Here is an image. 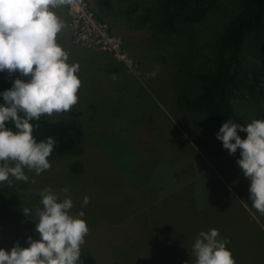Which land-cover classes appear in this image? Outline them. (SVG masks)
Wrapping results in <instances>:
<instances>
[{"label": "rangeland", "instance_id": "1", "mask_svg": "<svg viewBox=\"0 0 264 264\" xmlns=\"http://www.w3.org/2000/svg\"><path fill=\"white\" fill-rule=\"evenodd\" d=\"M129 1L109 0L106 8L99 0H73L54 10L65 25L57 42L68 52V63L79 65L81 87L70 111L42 118L45 126L76 120L83 129V152L50 162L40 175L25 168L27 182L10 176L11 186L0 183V248L28 247L29 236L39 239L36 209L42 208L39 194L45 188L58 194L69 189L70 214L82 212L90 229L81 251L97 264H195L193 245L185 243L194 244L197 231L218 226V217L241 225L237 241L250 243L256 227L245 228L250 220L236 200L250 211L245 204L250 181L237 164L240 150L230 155L208 120L180 109L175 100L180 89H198L193 74L214 68L223 29L242 6L221 0L200 22L180 23V35H166L153 28L160 20L157 0H135L139 10L127 18L123 11ZM146 7L153 10L149 21L135 23L134 16ZM254 59L264 70V62ZM3 78L8 84L27 79L7 71ZM231 104L246 126L264 110V103L244 89L236 90ZM198 154L209 159L230 193L213 180ZM73 163L81 165L79 173L71 172ZM174 180L176 189L194 181L195 193L186 188L174 193ZM191 195L196 209L205 206V216L193 214L187 203ZM85 197L89 203L82 206ZM183 206L188 218H176Z\"/></svg>", "mask_w": 264, "mask_h": 264}, {"label": "clouds", "instance_id": "2", "mask_svg": "<svg viewBox=\"0 0 264 264\" xmlns=\"http://www.w3.org/2000/svg\"><path fill=\"white\" fill-rule=\"evenodd\" d=\"M73 0H0V72H19L27 79L17 78L12 87L2 93L0 104V183L10 176L27 182L24 169L37 175L49 170L55 140L37 142L30 121L70 111L78 103L81 80L78 64H69V54L57 42L64 23L54 11ZM155 72L147 74L155 76ZM12 123L16 131L6 127ZM38 127V125H36ZM238 130L247 133L242 139ZM230 155L240 150L237 164L250 181L249 199L252 207L264 214V120L254 119L247 126L226 120L217 133ZM234 141V142H233ZM14 164V166H10ZM68 188L54 193L45 188L39 195L42 208L36 209L38 222L28 247L18 243L10 251L0 248V264H83L81 246L89 227L81 212L70 214L72 199ZM61 194H65L61 199ZM89 203L85 197L83 205ZM31 216L27 208L23 210ZM217 229L201 231L194 244L195 264H236L226 247L230 241L219 238Z\"/></svg>", "mask_w": 264, "mask_h": 264}, {"label": "trees", "instance_id": "3", "mask_svg": "<svg viewBox=\"0 0 264 264\" xmlns=\"http://www.w3.org/2000/svg\"><path fill=\"white\" fill-rule=\"evenodd\" d=\"M219 1L221 0H157L160 20L153 25V28L161 34L180 35L183 33L180 23L192 25L200 22L205 13L216 7L217 5L214 4ZM236 1L241 4L242 8L223 29L214 68L193 74L192 79L198 89L196 91L188 88L180 89L175 98L177 107L190 113L203 115L218 132L226 120L246 126L231 104L236 90L244 89L264 103V70L256 67V59H254V56H257V60L264 62V0ZM99 3L106 8L110 6L109 0H99ZM138 10L139 6L135 0H130L123 15L132 18ZM152 11V7L144 8L143 15H138V18L134 16L135 23L141 19L145 21V24L151 18ZM11 87L12 84L6 83L3 72H0V104L4 103L2 93ZM256 119L264 120V110L258 111ZM30 123L34 126L33 136L37 142L46 141L49 137L55 140L54 149L48 157L49 162L66 156H78L83 152V129L76 120L63 119L45 126L41 117L39 121L32 120ZM187 124L182 121L181 126L186 127ZM6 127L16 131L10 122L6 124ZM246 134L238 130V135L242 139ZM189 149L194 148L190 145ZM70 169L72 173H79L82 167L79 163H73ZM193 200V196L187 197V203L191 205L195 215L198 210ZM182 201L184 205V200ZM250 202V199L249 202L246 199L245 204H248L246 207L250 209V216L245 207L241 206L242 211L244 210L246 216H249L250 221L248 222L259 221L260 225L264 226V214L254 209ZM185 212L186 209L183 206L180 218L182 216L188 218ZM182 225L187 227L184 223ZM260 225H255L256 229H253L252 236L248 239L250 243L240 246L237 243V237L227 238L230 243L226 247L232 252L236 264H264V233ZM250 226L253 227V225ZM250 226L247 224L245 227L248 232L251 229ZM201 231L205 229L197 232ZM248 232H244L243 235L247 236ZM185 244L189 247L193 245L190 241ZM80 261L83 264H97L92 255L82 251H80Z\"/></svg>", "mask_w": 264, "mask_h": 264}, {"label": "crops", "instance_id": "4", "mask_svg": "<svg viewBox=\"0 0 264 264\" xmlns=\"http://www.w3.org/2000/svg\"><path fill=\"white\" fill-rule=\"evenodd\" d=\"M216 153V151H214V154ZM211 155H212V157H214V154L213 153H210ZM199 160H201L202 162H203V165H204V168L206 169V170H208V171H210V173H211V175H212V178H213V180L214 181H216L217 183H218V185H221V188H223L225 191L227 190L228 192H229V190L225 187V185H224V183H223V181H221L220 180V178H219V176H218V174L214 171V169H213V166H210L209 165V163H208V160L209 159H207V157H205V159L203 158V157H201V156H199ZM202 171H203V169H202ZM201 171V172H202ZM212 180V181H213ZM193 183H194V181H192L191 183H190V185H188V186H190L189 188H187V186L186 185H179V187H180V189L179 188H177L176 189V186L178 187V184H177V182L174 180V182H173V185L172 184H170V186L172 185V188H174V193H176V192H178V191H182V190H184L185 188L186 189H189L190 191H192V192H194L195 193V190H196V188H193L192 187V185H193ZM195 187V186H194ZM193 188V189H192ZM192 189V190H191ZM177 190V191H176ZM176 191V192H175ZM230 193V192H229ZM191 196H193V195H191ZM205 196H207L206 194H205ZM234 198H235V196H233ZM236 200H237V203H239V205L240 206H242L241 205V203H240V201L236 198ZM215 201V200H214ZM202 209L204 210L205 209V206L204 205H202V206H200V211L198 210L197 212H196V214H198V215H200V216H205V214L203 215L202 214ZM245 210L248 212V214H249V216L251 215V213L249 212V210H247L246 208H245ZM175 216H176V218H178L180 215H177L176 213H175ZM249 216H247V217H249ZM252 217V216H251ZM219 218V221H218V226H215L214 225V227L213 228H208L209 230H212V229H217L218 231H219V234H220V237H222V239L223 238H228V239H231L232 237L233 238H235V237H237V235L239 236H241L242 235V227H241V225L240 226H238V225H236V221H233V222H228L229 224H227V223H225V220H224V218L222 219H220V217H218ZM175 219V218H174ZM256 221V220H255ZM253 223V224H252ZM255 223V224H254ZM248 225H253V226H255V225H259L258 224V222L256 221V222H248ZM260 227V229L262 230L263 229V227L260 225L259 226ZM208 229H206V231L208 232ZM205 232V231H204ZM200 232H196L195 233V237L197 238V236H198V234H199ZM219 237V238H220ZM237 238H239V237H237ZM238 243V242H237ZM238 244H240L241 245V243H238Z\"/></svg>", "mask_w": 264, "mask_h": 264}]
</instances>
